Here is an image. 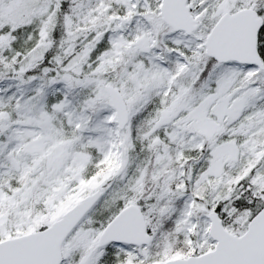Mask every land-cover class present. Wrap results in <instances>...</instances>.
Segmentation results:
<instances>
[{
  "label": "snow or ice",
  "instance_id": "1",
  "mask_svg": "<svg viewBox=\"0 0 264 264\" xmlns=\"http://www.w3.org/2000/svg\"><path fill=\"white\" fill-rule=\"evenodd\" d=\"M0 264H264V0H0Z\"/></svg>",
  "mask_w": 264,
  "mask_h": 264
}]
</instances>
